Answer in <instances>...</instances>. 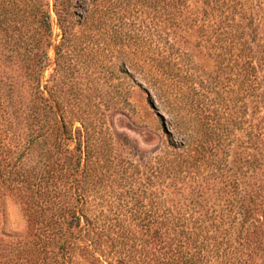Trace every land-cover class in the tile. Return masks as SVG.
Returning a JSON list of instances; mask_svg holds the SVG:
<instances>
[{
  "label": "rangeland",
  "instance_id": "rangeland-1",
  "mask_svg": "<svg viewBox=\"0 0 264 264\" xmlns=\"http://www.w3.org/2000/svg\"><path fill=\"white\" fill-rule=\"evenodd\" d=\"M239 1L238 18L256 65L257 89L252 95L239 65L221 48L215 29L207 41L196 28L167 26L161 8L154 9L145 0L127 2L120 9L130 33L128 42L118 43L109 56L100 55L104 64L95 68L82 67L79 60L71 77L77 86L67 91L70 113L79 110L84 117L87 112L110 142L92 175L81 180L89 189L92 208L128 218L144 215L152 207L153 212L163 213L168 205L174 213L206 217L211 230L199 264H234L237 254L251 247L263 253L255 260L264 264V0ZM74 2L78 6L71 10L76 13L88 6V1ZM47 8L57 43L61 29L53 0ZM232 11L230 5L227 15ZM215 19L216 15L214 23ZM28 21L38 23L37 18ZM69 21L79 20L73 16ZM167 53L174 60L171 68L148 74V62L155 59L157 64ZM50 56L53 61V47ZM54 72L52 64L43 81L53 89ZM192 96L203 102L210 136L201 160L188 165L181 163L172 144L187 141L195 148L199 141L190 117L193 107L185 104ZM79 126L81 121H75L74 129ZM0 140L12 145L14 160L21 156L24 136L19 128L12 138L3 131ZM3 155L1 169L6 164ZM247 208L260 217L250 232L245 226ZM33 233L30 209L18 184L1 175L0 264H6L5 251L11 244ZM110 259L102 255L98 264H110Z\"/></svg>",
  "mask_w": 264,
  "mask_h": 264
},
{
  "label": "trees",
  "instance_id": "trees-1",
  "mask_svg": "<svg viewBox=\"0 0 264 264\" xmlns=\"http://www.w3.org/2000/svg\"><path fill=\"white\" fill-rule=\"evenodd\" d=\"M87 1L84 12L76 13L71 10L78 6L74 0H53L61 29V38L55 43L49 0H0V134L4 131L12 138L19 128L24 136L21 156L16 160L12 145L0 140V153L6 163L0 168V176L6 174L7 180L18 184L34 225L30 238L18 240L5 251V262L75 264L82 260V264H98L107 254L110 264H199L206 254L209 219L174 213L168 205L163 213L153 212L152 207L144 215L128 218L110 216L102 209L97 213L89 189L81 183L82 177L92 175L94 164L108 152L110 142L95 128L87 112L88 117L79 110L70 113L67 91L77 86L71 77L78 71L79 60L82 67L95 68L104 64L100 55L109 56L118 43L128 42L130 33L124 27L120 9L127 2L139 0H80ZM145 2L154 9L161 8L167 26L196 28L207 41L215 29L221 48L239 65L247 93L252 95L257 89L256 65L242 18H238L241 1ZM230 5L233 11L227 15ZM73 16L79 21L70 22ZM29 18H37L38 23H31ZM172 58L167 53L157 64L151 59L148 74L159 70L166 73ZM52 64L54 89L48 82L43 83L44 73ZM187 103L193 107L190 117L196 122L194 131L199 141L195 148L187 141L172 145L181 163L189 165L201 160L199 155L210 130L207 116L202 113L203 102L192 96ZM77 120L81 126L74 129ZM245 212V226L250 232L260 217L251 209ZM258 252L255 247L241 251L234 264H257L256 255L263 254Z\"/></svg>",
  "mask_w": 264,
  "mask_h": 264
}]
</instances>
